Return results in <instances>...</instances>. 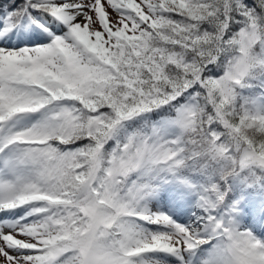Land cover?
<instances>
[{"label": "snow or ice", "instance_id": "obj_1", "mask_svg": "<svg viewBox=\"0 0 264 264\" xmlns=\"http://www.w3.org/2000/svg\"><path fill=\"white\" fill-rule=\"evenodd\" d=\"M0 264H264V0H0Z\"/></svg>", "mask_w": 264, "mask_h": 264}]
</instances>
